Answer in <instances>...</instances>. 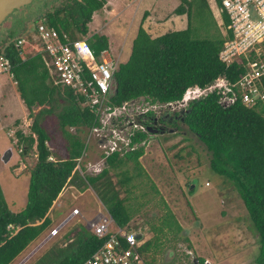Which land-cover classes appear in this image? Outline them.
<instances>
[{
	"label": "trees",
	"instance_id": "16d2710c",
	"mask_svg": "<svg viewBox=\"0 0 264 264\" xmlns=\"http://www.w3.org/2000/svg\"><path fill=\"white\" fill-rule=\"evenodd\" d=\"M182 1L185 4L196 1L201 7L208 8L206 0ZM104 5V0H74L67 7L46 13L41 21L47 27L54 28L61 38L66 34L69 40H74L77 34H87L93 13ZM175 13L186 14L188 26L185 30L168 32L153 39L139 28L127 62L120 64L113 74L108 107L121 108L126 102L142 97V109L151 107L163 112V106L181 101L189 87L204 88L222 78L233 84L245 72L244 61L230 66L219 61L218 55L226 37L222 36L216 24V34L212 39H194L186 9L181 6ZM221 18L226 27L229 19L224 11L221 12ZM16 41L0 49V54L10 60L17 93L30 115L36 107L48 108L41 109L34 118L31 134L16 133L18 144L27 152L32 151L35 145L37 160L31 170L27 204L23 210L12 211L0 187V264H10L51 226L49 212L54 203L64 189L76 184L77 180L85 184L86 188L98 192L115 226L126 227L131 216L124 200L118 197L108 172L109 169H120L132 162L136 175H139V159L144 154L149 136L147 131H134L127 149L103 155L106 167L100 173L93 177L81 176L76 166L86 146L77 135L68 133L65 128L75 132L100 128L98 118L92 110L82 108L79 95L55 84L41 52L27 55L24 46L15 47ZM86 41L96 57L108 50V40L104 36L94 34ZM220 97L221 94L215 91L190 101L187 112L180 119L203 145L209 156L211 171L233 185L257 236L259 252L255 264H264V102L246 107L237 99L231 105H224L220 103ZM54 105L62 107L57 118L65 138L64 157L59 160L52 159V151L48 147L50 137L37 120L39 115L50 113ZM156 117L157 112L150 109L139 122L147 130ZM123 176L120 184L131 180L126 171H123ZM173 219L170 216L164 222L175 223ZM149 229L157 233L162 231V228ZM86 232L83 229H71L32 264H84L106 241V238L99 239ZM60 242L63 246L59 245ZM158 246L159 243L148 240L140 248L145 264H152L153 258H148V254L155 253ZM193 262L206 264L200 258Z\"/></svg>",
	"mask_w": 264,
	"mask_h": 264
},
{
	"label": "rangeland",
	"instance_id": "374dc122",
	"mask_svg": "<svg viewBox=\"0 0 264 264\" xmlns=\"http://www.w3.org/2000/svg\"><path fill=\"white\" fill-rule=\"evenodd\" d=\"M74 0H34L30 5L23 7L19 15H14L12 25L1 30L0 49L8 43L23 39L27 55H34L39 51L38 41L35 36V28L40 16L55 9L64 8ZM105 2L108 0H104ZM114 13L123 11L127 5L131 8L123 18L125 22L131 19L135 9L141 13L151 4H157L161 9L170 11L181 4L189 14L190 28L194 39H212L216 34L215 24L218 25V14L212 0H206L207 7H201L198 2L183 3L181 0H113ZM185 4V5H184ZM211 9V10H210ZM17 11V10H16ZM212 11V12H211ZM213 13V15H212ZM109 15L105 11L96 12L88 24V32L85 36L76 35V39L87 40L92 34L103 35L109 41V53L116 58L119 46L122 44L117 26H106ZM223 31L224 28L220 26ZM102 29V32L100 30ZM219 30V29H218ZM3 37H6L3 39ZM128 51H123L116 61L118 65L126 61ZM16 85L9 74L0 75V187L5 201L14 212H20L27 204V192L30 182V174L36 164L37 155L35 145L32 150L36 160L31 158V166L23 161L20 155L22 146L18 144L16 133L25 132L31 134V125L41 109L47 106L36 107L30 115L27 107L17 95ZM63 103V102H62ZM60 105H62L60 103ZM60 105H54L50 113L39 115L38 124L43 127L50 141L48 147L56 160L64 156L65 138L62 134L58 114ZM158 112V108L156 109ZM29 114V115H28ZM22 123L20 129L15 122ZM163 136L149 134L146 142V153L140 162L139 175L129 162L120 169H109V179L114 185L118 197L124 200L131 220L123 229L133 231L141 229L144 241L152 240L159 243L156 252L148 254L153 258L152 264H193V260L200 258L209 260L211 264H255L258 256L259 245L250 251L233 253L226 259L219 261L224 251H233V246L225 238L223 232L231 221H242L247 235L242 234L241 240L256 233L251 226L244 205L231 182L215 174L209 167V156L203 145L191 134L187 127L180 122L174 126H168ZM175 132L170 133L169 130ZM65 130L77 135L85 143V152L79 165L82 176H95L101 172L104 166L103 154L110 150L115 143L116 148L126 147L130 134L134 128L126 127L123 130L105 127L97 130L81 129L75 132L68 127ZM112 132V133H110ZM127 149V148H125ZM146 149V148H145ZM11 150L12 156L8 162L2 158ZM145 151V150H144ZM27 154L26 157H29ZM143 168V169H142ZM86 170V171H85ZM123 171L131 180L126 184L119 182L124 179ZM80 174V175H81ZM208 183V186H205ZM72 187V188H71ZM49 212L52 220L51 226L37 239L28 245L10 264H32L49 250L54 242L60 241V237L73 228L86 230L88 235L93 231L86 228V222L80 216H73L57 233L47 240L53 230L64 222L74 209H84L83 217L89 221L97 214L107 215L105 206L99 199L98 192L78 181L73 186H67ZM233 192V195L232 193ZM231 198L235 196L234 216L230 211L233 208ZM77 209V210H78ZM222 211L230 214L222 218ZM173 221L169 224L164 219ZM149 227L162 228V231H151ZM243 230L241 226L239 230ZM253 231H252V230ZM115 230V225L110 231ZM218 234V238L215 236ZM255 234V235H254ZM257 237V236H256ZM238 243L234 244L237 245ZM256 244V243H255ZM254 244V245H255ZM60 246L63 244L60 242ZM154 255V256H153ZM207 264V262L205 261Z\"/></svg>",
	"mask_w": 264,
	"mask_h": 264
},
{
	"label": "built area",
	"instance_id": "2783aa9c",
	"mask_svg": "<svg viewBox=\"0 0 264 264\" xmlns=\"http://www.w3.org/2000/svg\"><path fill=\"white\" fill-rule=\"evenodd\" d=\"M212 2L214 7L220 13L224 11L229 19L226 27L223 26L222 20L220 21L226 40L218 59L226 66L244 61L245 72L233 84L222 78L204 88L189 87L181 101L163 106V112L186 110L190 101L215 91L221 94L220 103L224 105H231L237 99L246 107L264 102V0H212ZM34 32L38 41V52L43 54L45 66L54 77L55 84L79 95L82 99V108L94 112L102 130L107 126L118 131L132 127L134 130L128 134L129 142L134 131H147L145 125L139 122L140 118L150 109L157 112V108L142 109L139 104V111L135 110L133 113L131 109L134 107L122 106L112 109L107 106L113 74L119 66L107 56V51L96 57L86 40H69L66 34L61 38L54 28L47 27L41 20ZM22 44L24 40L18 39L14 45L19 48ZM11 68L10 60L0 54V75L6 73L12 78ZM118 110L122 113H117ZM158 112L161 111L158 109ZM97 129L99 128L92 130ZM129 142L126 147L121 148H116L112 142L110 150L103 155L108 156L114 151L128 148ZM80 162L81 158L77 160L76 166L79 173ZM73 216H80L86 222L85 226L92 230L97 238H106L105 243L84 264H145L140 253V248L146 242L141 229L126 231L115 226V230L110 231L114 222L108 213L106 216L97 214L92 220L87 221L77 209H74L70 216L51 232L47 240L56 236ZM137 233H142L141 240L135 239Z\"/></svg>",
	"mask_w": 264,
	"mask_h": 264
},
{
	"label": "crops",
	"instance_id": "0c3cea01",
	"mask_svg": "<svg viewBox=\"0 0 264 264\" xmlns=\"http://www.w3.org/2000/svg\"><path fill=\"white\" fill-rule=\"evenodd\" d=\"M113 2H114L113 0L106 1L104 7L101 10L96 11V12H102V11H105V9H106V14L109 15V19H110L109 22L106 23V26L115 25V26L119 27L118 30H119V34H120V37H121V41L120 42L122 44L118 48L119 52L116 55L117 57L114 58L112 56V54L109 53V44H108V50H107V56L109 58H111L112 60H114V61H117L118 58L121 57L123 51H128V53H127L128 57H127L126 61H124V63L127 62L128 58L130 56V53H131L132 42L135 39L139 28H142L151 38L154 39V38L160 37V36H162V35H164V34H166L168 32L183 31L188 26V19H187L186 14L177 15L175 13L176 9H180V7L183 6L182 4L179 7H177V8H172L170 11L164 12V10L159 7V5L151 4L149 6L150 3H148L147 4V8L145 9V11H143V13H141V11H139V9H135L133 14L131 15V19L128 22L127 21L125 22V19L123 17L128 14L129 9L131 8V6L127 5L126 8L123 11H121V12H117L116 11L114 13V11H113V9H114ZM183 3H185V1H183ZM213 6H214V4H213ZM184 9H185V7H184ZM216 11L218 13L216 15H218V18H219L218 25L217 24L216 25H217L220 33L222 34V36H224L223 31L220 28V21L222 20L221 13L217 9H216ZM95 13H93V15ZM212 15H213V13H212ZM100 32H102V29L100 30ZM92 35H94V34H92ZM101 36H103V35H101ZM108 43H109V41H108ZM18 97L21 100L19 95H18ZM18 122L19 121L15 122V126H16V128L18 127L20 129V127L21 126L23 127V125H22V123H18ZM18 132H20V131H18ZM21 133L24 134L25 132L22 131ZM159 135L163 136V134H159ZM145 148L146 149L144 151V154L139 159V161H141L143 159V157L145 156V153H146V150H147L146 145H145ZM22 150H25V149L22 147ZM27 154H30L29 157H28L29 160H30L31 154H32L31 158L36 160V155L34 154L33 150L30 151V152L26 151V155L25 156H23L22 152H21L20 155L23 157V161L26 164H28V163L24 160V158L27 156ZM11 156H12V152H11ZM63 157H60V158L62 159ZM52 159L56 160V158L53 156V154H52ZM139 164H140V162H139ZM205 184H206L205 186H208V183H205ZM63 193L64 192H62L59 195V197H61ZM231 193L233 195V192H231ZM228 196L231 198V194L230 195L228 194ZM234 197L235 196H233V199L231 198V200L233 201V205H232L233 208L232 207L230 208V211L233 214V217H235L234 216V208H235V204H236L235 203V198L236 197L235 198ZM53 207H54V205H53ZM53 207H52V209H53ZM52 209H51V211H52ZM78 211L80 212V214L83 217L85 210L84 209H78ZM222 214H223L222 218H225L226 214L229 215L230 213L226 212V211H222ZM49 216H50V214H49ZM235 218L237 219V217H235ZM243 224L244 223L242 221H239V223H237L236 221H231L229 223L228 228L223 232L222 238L224 237L226 241L230 242V244L233 246V251H231V252L224 251L225 253H224V255L221 256L219 261H222V260L226 259L229 255H231L235 251H237L238 253H243L244 251H248V250L250 251L251 249H253L257 245V237L256 236H255V239L252 236H250L249 239H248V237H246L245 240H241L242 234L247 235V229H245ZM241 226L243 227V230H242V228H241V230H239ZM215 237L218 238V234ZM236 243H238V244L234 245ZM236 254L237 253H233V256H235ZM205 261L207 262V264H211V262L209 260H205Z\"/></svg>",
	"mask_w": 264,
	"mask_h": 264
},
{
	"label": "water",
	"instance_id": "95a60500",
	"mask_svg": "<svg viewBox=\"0 0 264 264\" xmlns=\"http://www.w3.org/2000/svg\"><path fill=\"white\" fill-rule=\"evenodd\" d=\"M34 0H0V25L4 22V20L7 18V16L12 13L15 10H21L23 7L30 5ZM141 102H144V98H137L134 100H131L129 102H126L123 107L125 108H132L137 105H139ZM186 110H181V111H174L173 114H177L179 116L183 115L186 113ZM117 113H122L121 110H118ZM183 121V120H182ZM149 129V128H148ZM164 129H160V134H164ZM176 129L174 130H169L170 133L175 132ZM22 155H26V151L22 150ZM11 156V150L7 151L5 155L3 156L2 160L3 162H8ZM24 160L28 163L29 166H31L30 160L28 157H25ZM106 166V163L104 164ZM135 239L136 240H141L142 239V233H137L135 234Z\"/></svg>",
	"mask_w": 264,
	"mask_h": 264
},
{
	"label": "flooded vegetation",
	"instance_id": "af4514ba",
	"mask_svg": "<svg viewBox=\"0 0 264 264\" xmlns=\"http://www.w3.org/2000/svg\"><path fill=\"white\" fill-rule=\"evenodd\" d=\"M21 13L20 10H15L12 13H10L7 18L4 20V22L0 25V33L1 30L8 28L12 25L13 22V16L14 15H19ZM42 18V16H40ZM40 19H38L37 22H39ZM1 38V36H0ZM6 37H3V39H5ZM140 106H136L134 108H132L131 110L133 111V113H135L136 111H139ZM183 111V110H182ZM178 112V111H176ZM181 116L177 115V114H173V112H168V111H164V112H158L157 113V117L155 118V121L152 122V124L148 127L149 129H147L148 134H152V135H156L159 134L158 132L160 131V129H164V130H168V126H172L174 124H179L180 122H182V119H180ZM159 129V130H158Z\"/></svg>",
	"mask_w": 264,
	"mask_h": 264
},
{
	"label": "clouds",
	"instance_id": "9594fccd",
	"mask_svg": "<svg viewBox=\"0 0 264 264\" xmlns=\"http://www.w3.org/2000/svg\"><path fill=\"white\" fill-rule=\"evenodd\" d=\"M160 134V133H159ZM148 140V139H147Z\"/></svg>",
	"mask_w": 264,
	"mask_h": 264
}]
</instances>
